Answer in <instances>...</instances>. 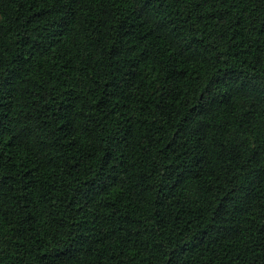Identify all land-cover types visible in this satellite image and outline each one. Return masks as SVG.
Listing matches in <instances>:
<instances>
[{"label": "trees", "instance_id": "trees-1", "mask_svg": "<svg viewBox=\"0 0 264 264\" xmlns=\"http://www.w3.org/2000/svg\"><path fill=\"white\" fill-rule=\"evenodd\" d=\"M0 264H264V0H0Z\"/></svg>", "mask_w": 264, "mask_h": 264}]
</instances>
